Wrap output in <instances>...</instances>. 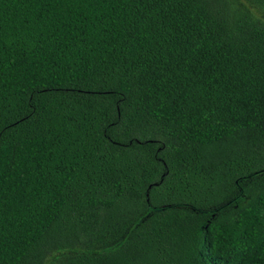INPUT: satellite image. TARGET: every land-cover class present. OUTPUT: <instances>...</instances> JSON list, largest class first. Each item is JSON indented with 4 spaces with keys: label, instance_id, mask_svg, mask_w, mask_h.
Masks as SVG:
<instances>
[{
    "label": "trees",
    "instance_id": "16d2710c",
    "mask_svg": "<svg viewBox=\"0 0 264 264\" xmlns=\"http://www.w3.org/2000/svg\"><path fill=\"white\" fill-rule=\"evenodd\" d=\"M0 264H264V0H0Z\"/></svg>",
    "mask_w": 264,
    "mask_h": 264
}]
</instances>
